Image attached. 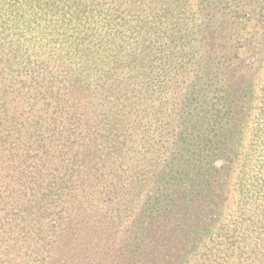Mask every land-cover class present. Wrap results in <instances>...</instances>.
<instances>
[{
	"label": "trees",
	"instance_id": "obj_1",
	"mask_svg": "<svg viewBox=\"0 0 264 264\" xmlns=\"http://www.w3.org/2000/svg\"><path fill=\"white\" fill-rule=\"evenodd\" d=\"M0 264H264V0H0Z\"/></svg>",
	"mask_w": 264,
	"mask_h": 264
}]
</instances>
